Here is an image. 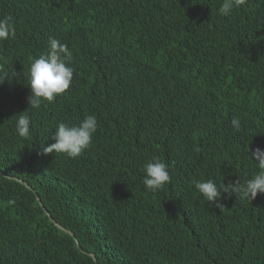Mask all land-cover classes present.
I'll use <instances>...</instances> for the list:
<instances>
[{
  "label": "trees",
  "instance_id": "obj_1",
  "mask_svg": "<svg viewBox=\"0 0 264 264\" xmlns=\"http://www.w3.org/2000/svg\"><path fill=\"white\" fill-rule=\"evenodd\" d=\"M222 2L0 0L15 26L0 42V264H264V194L224 192L219 209L194 187L246 182L264 150V0L227 17ZM50 37L72 51L73 82L32 109L27 73ZM93 114L81 156L43 154L59 123ZM153 157L171 177L157 192L142 184Z\"/></svg>",
  "mask_w": 264,
  "mask_h": 264
},
{
  "label": "clouds",
  "instance_id": "obj_2",
  "mask_svg": "<svg viewBox=\"0 0 264 264\" xmlns=\"http://www.w3.org/2000/svg\"><path fill=\"white\" fill-rule=\"evenodd\" d=\"M246 0H223L218 12L221 16H229L235 8L243 6ZM15 36V26L11 16L0 18V42L7 41ZM2 59V58H0ZM73 59L72 51L66 44L54 37L48 40V48L45 54L33 58L27 73V86L30 95L27 98L29 107L38 109L42 103H52L57 97L66 93L73 82L74 69L71 67ZM20 74L12 72V77ZM24 78V77H23ZM8 79V72L4 65L0 64V84ZM28 107V108H29ZM15 130L20 138L25 140L31 137V118L24 111L15 117ZM234 130L239 132L241 121L238 117L231 120ZM98 129L97 117L86 116L78 124L59 123L51 135L55 142L42 148L43 154L59 153L68 158L76 159L81 156L93 143V137ZM251 159L256 162L259 171L251 179L244 183L237 182L233 186H221L212 179L197 181L195 189L202 198L216 208H224L221 202V193H235V197L241 201L251 203L257 194H264V150L256 149L251 153ZM171 182L169 165L159 158L153 157L144 165L142 184L150 192H157ZM15 200H8V205H14Z\"/></svg>",
  "mask_w": 264,
  "mask_h": 264
},
{
  "label": "water",
  "instance_id": "obj_3",
  "mask_svg": "<svg viewBox=\"0 0 264 264\" xmlns=\"http://www.w3.org/2000/svg\"><path fill=\"white\" fill-rule=\"evenodd\" d=\"M1 174H2V173H1ZM2 175L8 177L9 179H13V180H15V181L21 183L22 185L26 186L28 189H31V188H30V187H29L24 181H22V180H20V179H18V178H13V177L7 176V175H5V174H2ZM35 195H36L37 202H38L39 205L42 207V209H43V211L45 212V214L49 217L51 223H53L58 229H60V230L63 231L64 233L70 235V236L75 240L77 247L80 248L79 243H78V241L76 240L75 236H74L70 231H68L67 229H65V228L62 227L61 225H59V224H58V223H57V222H56V221L50 216V214L47 212V210H46V209L44 208V206L42 205V202H41L40 198L38 197V195H37L36 193H35ZM90 256L96 261V259H95V257H94L93 255H90ZM96 263H97V262H96Z\"/></svg>",
  "mask_w": 264,
  "mask_h": 264
}]
</instances>
